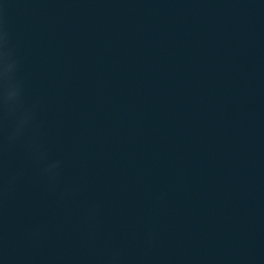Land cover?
<instances>
[{"label": "water", "instance_id": "obj_1", "mask_svg": "<svg viewBox=\"0 0 264 264\" xmlns=\"http://www.w3.org/2000/svg\"><path fill=\"white\" fill-rule=\"evenodd\" d=\"M0 264H264V0H0Z\"/></svg>", "mask_w": 264, "mask_h": 264}]
</instances>
